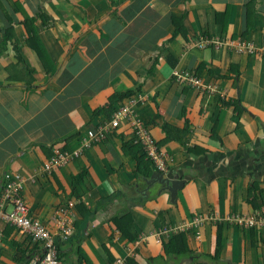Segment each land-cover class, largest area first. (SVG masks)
<instances>
[{"label":"crops","instance_id":"0c3cea01","mask_svg":"<svg viewBox=\"0 0 264 264\" xmlns=\"http://www.w3.org/2000/svg\"><path fill=\"white\" fill-rule=\"evenodd\" d=\"M202 36L254 51L200 49ZM175 70L215 90L180 84ZM138 95L147 96L138 115L169 158L162 173L185 183L174 201L148 158L139 163L142 151L123 147L133 142L125 122L44 172L55 148L79 149ZM12 171L61 264H264V228L210 221L264 209V0H0V195ZM0 230V264H41V244L5 222ZM177 233L190 254L167 257L163 239Z\"/></svg>","mask_w":264,"mask_h":264},{"label":"built area","instance_id":"2783aa9c","mask_svg":"<svg viewBox=\"0 0 264 264\" xmlns=\"http://www.w3.org/2000/svg\"><path fill=\"white\" fill-rule=\"evenodd\" d=\"M200 49L207 47L221 48L223 46H231L238 52L253 53L254 47L248 42L235 43L231 40H222L202 36L197 43ZM176 82L186 85L197 90H206L213 92L215 87L204 81L202 77L191 71L173 72ZM147 96L138 95L130 101L120 105L111 115L108 121L97 126L95 129L89 130L81 141V147L74 151H66L54 149L53 155L44 165V172L51 175L58 169L68 166L73 161L81 157L83 151L104 140L112 131L119 128L121 123L125 122L130 125L134 141L140 144L152 165L159 172L168 170L169 158L166 152L162 151L156 140L152 137L148 128L138 115L137 107L144 105ZM26 179L19 171H12L5 174L3 190L0 195V223L14 227L17 231L30 237L31 241L41 244L44 248V257L41 264H61L59 260L56 240L50 233V230L39 220L30 216V210L23 197V190ZM11 208V211L6 210ZM210 221L213 223L227 222L230 225L245 230L264 228V209L252 215L236 214L221 217L218 214L211 216ZM201 221H196L195 225L199 226ZM60 234L62 238L68 240L72 232L70 227H66L64 223H59ZM3 233L0 230V251L3 247ZM115 264H123L121 260Z\"/></svg>","mask_w":264,"mask_h":264},{"label":"trees","instance_id":"16d2710c","mask_svg":"<svg viewBox=\"0 0 264 264\" xmlns=\"http://www.w3.org/2000/svg\"><path fill=\"white\" fill-rule=\"evenodd\" d=\"M135 92H131L129 94H126L125 96L126 97H133ZM128 98V99H130ZM128 147V148H134L136 150V152L138 150L142 151V157L144 159H141L139 161V163L145 161V159L147 158L142 146L140 144H136L135 141H134V136H133V142H131L130 144L128 143H125L123 145V147ZM147 166L149 165V170H150V165L152 166V163L149 159H147V161H145ZM151 172V170L148 172V174ZM223 223L225 224H228L230 225L229 223L227 222H221L219 225H222ZM219 229H221V227L219 226ZM121 230V233L123 236H125L128 241H130V243H133L135 242L136 240V237L135 238H131L124 230L120 229ZM250 231V230H249ZM254 234L256 232V229H252L251 230ZM222 232L219 231L218 233V236H217V247H216V251L214 253V258L215 260L219 259L220 258V255H221V248H222ZM163 252L165 253V255L167 257H182V256H185V255H189L190 254V249H189V244H188V241H187V234L186 233H177V234H174L172 235L168 241H166L165 239H163ZM123 264H136L134 263V261L130 258H126L124 261H123Z\"/></svg>","mask_w":264,"mask_h":264},{"label":"water","instance_id":"95a60500","mask_svg":"<svg viewBox=\"0 0 264 264\" xmlns=\"http://www.w3.org/2000/svg\"><path fill=\"white\" fill-rule=\"evenodd\" d=\"M152 180H159L161 183H164L163 190L168 191L171 194V198L173 201L177 198L179 190L182 189V188H180L182 186V184L183 185L185 184V183H183L184 181H182V180H171V179H169L162 172H158V173L154 174L152 176Z\"/></svg>","mask_w":264,"mask_h":264},{"label":"clouds","instance_id":"9594fccd","mask_svg":"<svg viewBox=\"0 0 264 264\" xmlns=\"http://www.w3.org/2000/svg\"><path fill=\"white\" fill-rule=\"evenodd\" d=\"M109 190L111 191V188Z\"/></svg>","mask_w":264,"mask_h":264}]
</instances>
